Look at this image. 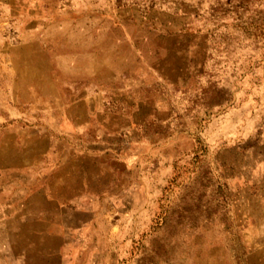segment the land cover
<instances>
[{
    "label": "rangeland",
    "instance_id": "1",
    "mask_svg": "<svg viewBox=\"0 0 264 264\" xmlns=\"http://www.w3.org/2000/svg\"><path fill=\"white\" fill-rule=\"evenodd\" d=\"M78 54L57 107L20 101L43 56ZM19 127L69 221L22 263L0 221V264H264V0H0V132Z\"/></svg>",
    "mask_w": 264,
    "mask_h": 264
},
{
    "label": "crops",
    "instance_id": "2",
    "mask_svg": "<svg viewBox=\"0 0 264 264\" xmlns=\"http://www.w3.org/2000/svg\"><path fill=\"white\" fill-rule=\"evenodd\" d=\"M43 58L47 64L42 70L45 72L42 85L40 82L16 92L21 97L20 101L24 102L27 93L33 92L37 94V101L41 98L43 103H48L45 107H57L58 101L55 100L59 89L51 85L55 72L67 79H84L89 77L85 71L88 62L80 54L71 55L65 63L67 69L61 71L60 57ZM44 140L38 128H9L0 132V221L5 227L3 236L6 247H9L7 250L12 253V259H18L20 263L38 252L37 246L42 244L43 237L56 233L52 227L54 222L69 221L62 215L64 211L54 203L53 182H45L44 163L50 154L45 150Z\"/></svg>",
    "mask_w": 264,
    "mask_h": 264
}]
</instances>
